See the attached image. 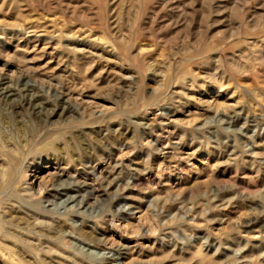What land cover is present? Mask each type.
<instances>
[{
    "label": "rangeland",
    "instance_id": "374dc122",
    "mask_svg": "<svg viewBox=\"0 0 264 264\" xmlns=\"http://www.w3.org/2000/svg\"><path fill=\"white\" fill-rule=\"evenodd\" d=\"M12 159L0 264H264V0H0Z\"/></svg>",
    "mask_w": 264,
    "mask_h": 264
},
{
    "label": "bare ground",
    "instance_id": "6f19581e",
    "mask_svg": "<svg viewBox=\"0 0 264 264\" xmlns=\"http://www.w3.org/2000/svg\"><path fill=\"white\" fill-rule=\"evenodd\" d=\"M15 160L14 159L11 160L10 165H9V167L7 169L8 170L7 176L4 174L5 176H2L0 178V184H1V186H3V185L6 186V184H8V182H10L11 180L13 181V179H16L17 178L16 175H17V173L19 174L20 171L17 168V165H16ZM15 176H16V178H15ZM1 191L3 192V190H1Z\"/></svg>",
    "mask_w": 264,
    "mask_h": 264
}]
</instances>
